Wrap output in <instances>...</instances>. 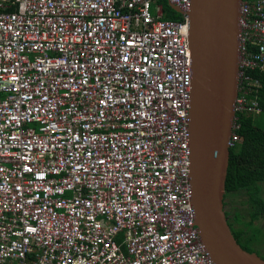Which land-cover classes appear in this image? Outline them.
<instances>
[{"label": "built area", "instance_id": "obj_1", "mask_svg": "<svg viewBox=\"0 0 264 264\" xmlns=\"http://www.w3.org/2000/svg\"><path fill=\"white\" fill-rule=\"evenodd\" d=\"M166 1L181 20L159 0H0V264H217L191 203V0ZM239 26L235 112L256 108L264 0Z\"/></svg>", "mask_w": 264, "mask_h": 264}, {"label": "water", "instance_id": "obj_2", "mask_svg": "<svg viewBox=\"0 0 264 264\" xmlns=\"http://www.w3.org/2000/svg\"><path fill=\"white\" fill-rule=\"evenodd\" d=\"M241 1L191 0L187 13L192 61L188 110L191 203L200 238L217 264H264V258L236 241L223 203L238 94Z\"/></svg>", "mask_w": 264, "mask_h": 264}, {"label": "trees", "instance_id": "obj_3", "mask_svg": "<svg viewBox=\"0 0 264 264\" xmlns=\"http://www.w3.org/2000/svg\"><path fill=\"white\" fill-rule=\"evenodd\" d=\"M247 1L252 3L255 0ZM164 10L165 18L182 19V15L169 5ZM256 61L258 64L247 68L245 72L250 77V84H244V96L255 101L256 108L235 112L238 126L234 132L237 139L229 147L225 180L224 198L233 193L244 195V206L224 211L231 232L240 246L264 258V251L258 248L259 244H264V229L256 222L264 220V62L261 63L260 59ZM223 203L226 205L225 200Z\"/></svg>", "mask_w": 264, "mask_h": 264}, {"label": "rangeland", "instance_id": "obj_4", "mask_svg": "<svg viewBox=\"0 0 264 264\" xmlns=\"http://www.w3.org/2000/svg\"><path fill=\"white\" fill-rule=\"evenodd\" d=\"M158 3L162 4L163 7L165 9H167L168 3L165 0H159ZM244 198H245L244 195H238L236 193L227 194L224 198V200L226 201L225 209L227 210L230 208V210H231L233 207H240L241 208L242 206H244L243 205L244 204V202H243ZM229 216L230 217L232 216L231 212H229ZM256 222L259 226H261L264 229V220L263 219L258 220ZM258 248L263 252L264 251V244H259Z\"/></svg>", "mask_w": 264, "mask_h": 264}, {"label": "flooded vegetation", "instance_id": "obj_5", "mask_svg": "<svg viewBox=\"0 0 264 264\" xmlns=\"http://www.w3.org/2000/svg\"><path fill=\"white\" fill-rule=\"evenodd\" d=\"M224 210H225V205H224Z\"/></svg>", "mask_w": 264, "mask_h": 264}]
</instances>
